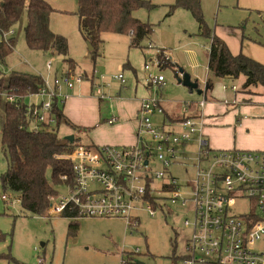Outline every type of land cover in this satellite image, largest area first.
Segmentation results:
<instances>
[{
	"label": "rangeland",
	"instance_id": "374dc122",
	"mask_svg": "<svg viewBox=\"0 0 264 264\" xmlns=\"http://www.w3.org/2000/svg\"><path fill=\"white\" fill-rule=\"evenodd\" d=\"M47 1L58 9L51 14L50 26L68 39V55L30 49L25 41L27 13H24L22 21L13 28L16 42L7 54L3 68L7 72L18 70L39 74L49 85H53L55 75L62 79L69 75L66 69L69 62L66 59L72 60L74 71L70 72V76H81V79L74 81V88L70 91L63 83L60 94L71 93L72 96L66 100V108L71 104L73 118L80 121L75 115L84 114L85 109L91 114L93 106L94 120L91 129L80 132L74 131L70 125L60 124V134L73 133L76 142L82 145H120L116 124L110 125L106 120L114 115L120 116L127 101L129 105L137 102L139 108L142 98L151 93L157 94L158 90L165 105L171 108L170 115L180 116L181 119L186 102H198L205 97V92L198 94L196 89L190 91L179 78L182 80L183 75L188 73L191 81H196L200 84L198 88L204 90L210 39L198 34V23L189 10L177 8L170 12L175 0H147L154 6L134 11L137 18L154 25L151 37L143 41L146 48L131 47L129 34L106 32L95 58L79 30L75 14L77 0ZM201 8L208 26L227 42L232 52L242 51L264 64V0H201ZM156 48L165 49L177 69H173L171 64L160 66L156 63L146 69V60L156 56ZM51 61L53 64L49 69L47 63ZM149 73L163 75L164 84L150 85L147 80ZM120 74L124 77V83L116 78ZM243 78H214L212 91L207 92L208 99L212 95L225 106V100L232 101L235 94H239L225 89L224 85H237L241 91H245L242 88ZM253 88L256 86H252L255 91ZM255 92L256 95L252 97V102H256L255 108L250 110V114L259 117L264 114V88L258 86ZM90 95L94 100L84 99ZM63 98L60 97V100ZM42 100L49 99L31 96L25 102L38 103ZM138 108L137 114L140 115ZM225 109L231 110V106H225ZM98 111L101 112L100 117ZM191 111L193 114L195 109ZM163 114L155 112L150 115L152 123L160 124ZM185 114H190V111ZM262 126L258 122L249 126L242 123L237 126V132L245 129L247 133ZM169 127L173 128L174 125ZM206 137L212 144L213 135ZM234 146L240 149L238 142ZM187 152L195 154V145L188 147ZM194 161L192 158L186 159L184 163L169 167V172L178 177L183 188H189L190 180L195 176ZM151 165L160 167V163L154 159ZM7 168L8 160L0 135V264H124L128 255L145 264H170L172 258L181 257L187 252L192 228L186 226L184 220L193 219L192 204L184 206L180 201H166V205L154 208V216L149 214L146 205L135 209L133 215L139 217V224L132 231L122 217L70 218L63 213H50L51 209L46 215H40L25 210L17 200V193L3 189L1 178ZM57 189L58 195L51 198L52 203L68 196L67 184H59ZM3 194L8 195L9 199H3ZM241 209L243 206L238 203V210ZM71 222L78 223L76 230L69 228ZM136 249L139 252L131 255Z\"/></svg>",
	"mask_w": 264,
	"mask_h": 264
},
{
	"label": "built area",
	"instance_id": "2783aa9c",
	"mask_svg": "<svg viewBox=\"0 0 264 264\" xmlns=\"http://www.w3.org/2000/svg\"><path fill=\"white\" fill-rule=\"evenodd\" d=\"M13 30L0 36L7 41ZM152 48V44L149 46ZM156 56L146 60L150 64H164L158 58L164 54L156 48ZM53 62L47 63L52 68ZM3 65L0 63V69ZM4 69V68H3ZM65 79L55 75L53 85L45 81L44 86L31 96H41L49 100L29 103L27 114L36 126L56 122L53 114L54 103L63 102L69 94L61 95L62 84L67 90L74 88V81L81 76ZM124 83L122 74L116 77ZM150 85L161 86L163 75L148 74ZM225 89L239 92L237 85H224ZM60 97H64L60 100ZM15 101V95H9ZM56 101V102H55ZM207 98L197 103L188 101L183 108V118L174 127L168 120L166 128L155 126L150 115L164 109L158 96L145 97L140 102L137 140L128 145H78L71 151L58 156L73 165V184L68 186V196L52 203L50 213L77 211L78 217H122L126 225L139 224V217L133 211L146 205L149 214L155 215L156 207L166 205V201L182 205H193L194 217L185 218L184 224L192 228L187 242V252L171 259L170 264H264V148L263 149H211L205 138V115L192 114L195 106L201 110ZM226 104L236 105L241 101L235 97ZM190 111V114H185ZM116 117L108 120L114 123ZM163 125V126H164ZM195 145V154L187 152ZM194 159L195 176L189 188H183L178 177L169 172L173 164ZM158 161L160 167H153L151 160ZM2 198L7 200L8 195ZM18 200V199H17ZM19 201V200H18ZM162 201V202H161ZM238 203L243 209L238 210ZM139 249L132 252L136 255ZM127 264L126 260L123 261Z\"/></svg>",
	"mask_w": 264,
	"mask_h": 264
},
{
	"label": "trees",
	"instance_id": "16d2710c",
	"mask_svg": "<svg viewBox=\"0 0 264 264\" xmlns=\"http://www.w3.org/2000/svg\"><path fill=\"white\" fill-rule=\"evenodd\" d=\"M171 11L177 8L189 10L198 23V34L210 39L208 49L207 89H212L214 78L245 77L242 88L250 93L252 86L264 87V64L239 52L234 54L228 44L213 31L204 19L201 0H175ZM154 5L147 0H77L75 14L78 17L79 30L93 46L94 58L97 48L103 42L106 32L125 33L130 36L131 47L146 48L143 41L154 32V25L134 15L141 7ZM58 11L47 0H0V36L13 30L27 13L25 41L32 50L61 53L68 55V39L53 31L50 17ZM14 36L0 42V63L6 64V56L15 45ZM148 47V46H147ZM165 51V49H161ZM164 65L172 64L163 53L158 55ZM68 73L72 72V60L66 59ZM44 78L32 72L0 69V135L2 148L8 160V168L2 175L3 189L18 194L21 206L30 212L46 215L52 205L51 198L58 195L59 184H73V165L58 156L80 145L60 135L59 125H70L74 131H86L92 127H80L73 124L63 113L59 103H54L53 114L56 122L36 126L27 114L29 104L25 99L38 92L44 86ZM16 100L10 101L9 95ZM195 115V113H194ZM55 125V127H54ZM93 146V145H89ZM50 171V177L48 172ZM63 215L78 218L77 211H64ZM77 222H71L69 228L76 230ZM131 255H135L132 252ZM127 264H136L132 256Z\"/></svg>",
	"mask_w": 264,
	"mask_h": 264
},
{
	"label": "crops",
	"instance_id": "0c3cea01",
	"mask_svg": "<svg viewBox=\"0 0 264 264\" xmlns=\"http://www.w3.org/2000/svg\"><path fill=\"white\" fill-rule=\"evenodd\" d=\"M149 41H151V39ZM237 53H234V54H237ZM170 63H172V61ZM171 65L173 66V69H177V65L175 62H173ZM66 69L68 70V68ZM180 70L181 72H184V70H182L181 68ZM73 71L74 69L72 70V72ZM207 76L205 78L204 90L199 89L198 87L196 89V91L201 90L202 93L205 92L206 94L205 97L207 98L206 105L202 110L198 109V107L195 106L194 107L195 111L193 112V114L195 113V114L200 115L203 113V115H205L206 125L203 130H204L205 138L208 141L210 148L211 149L236 148L234 145L238 142L240 149H249V150L263 149L264 148V114L262 116L259 115V117L250 114V110L255 108V103H256V102H252L253 101L252 97L256 95L255 91L258 88V86L261 87V85H258L256 86V88H253L255 91H253L251 87L249 89V91H251L250 93H248L247 90L241 91V89H239V92H238L239 96L235 94V97H237L241 101V103H238L236 105H229L224 102L226 107L231 106V110H230V109H225L224 104L222 102H219L212 95H210V98L208 99L209 96L207 92H211L212 89H207L206 87ZM243 80H245V77L243 78ZM179 81H184V75H183L182 80L181 78H179ZM193 90L194 89L190 88V91H193ZM67 91H70V90H67ZM71 96L72 95L70 93L69 97ZM150 96H158L161 99V104L164 109L162 122L157 125L154 124L155 126L160 127V128L168 127L167 125L163 124L165 119L168 120L169 123L172 125H174V123L177 124L180 121V116L170 115L171 108L168 105H165V102L161 96V93H159L158 90H157V94L151 93L147 97H150ZM84 99L90 101V100H94V97L90 95V96L84 97ZM66 100L67 99H65L62 102L63 103L62 105L61 103L59 104L63 110L64 115L75 125H78L80 127H91L93 125L92 123L94 120L93 113H92V111L94 110L93 106H91V114L89 113L88 109H85L84 114L75 115V117H78V119H80L79 121L73 118V116L71 115V110H70L71 104L66 108ZM74 102H75V99H74ZM194 103H197V102H194ZM125 104H126V107L121 110V115L120 116L114 115V117L117 118V120L114 123L111 124L108 122V119L106 120V122L110 125L116 124L115 128L117 129V133L119 135V141H120V143L118 144L120 145L134 144L137 140L138 103L132 102L129 105L127 101ZM240 105H243V106L240 107ZM139 108H140V105H139ZM228 111H230L231 113ZM100 115H101V112L98 111V116L100 117ZM254 122H258L259 125L263 124L262 128L257 129V130H252L251 132H247V133L245 132V129L244 130L240 129L238 130L239 132H237L238 125L245 123L246 126H249L251 123H254ZM232 123H234V125ZM176 127H179L178 124L176 125ZM248 129L249 128L246 127L247 131H249ZM69 134H73V133L60 134V135L66 136ZM208 134L213 135L212 144H210V139L207 138L208 136L206 137V135Z\"/></svg>",
	"mask_w": 264,
	"mask_h": 264
},
{
	"label": "water",
	"instance_id": "95a60500",
	"mask_svg": "<svg viewBox=\"0 0 264 264\" xmlns=\"http://www.w3.org/2000/svg\"><path fill=\"white\" fill-rule=\"evenodd\" d=\"M86 41H87L88 49H89L90 51L93 50V46L91 45V43H90L88 40H86ZM183 84L186 85V86H188V87H190V88H192V89H197V87H198V84H197L196 82H192V81H191V79H190V75H189L188 73H185V74H184V81H183ZM197 92H198L199 94L202 93L201 90H197ZM65 137H66L67 139H69L70 141H74V139H75L74 134L66 135ZM135 263H136V264H145V263H144L143 261H141L140 259H136V260H135Z\"/></svg>",
	"mask_w": 264,
	"mask_h": 264
},
{
	"label": "flooded vegetation",
	"instance_id": "af4514ba",
	"mask_svg": "<svg viewBox=\"0 0 264 264\" xmlns=\"http://www.w3.org/2000/svg\"><path fill=\"white\" fill-rule=\"evenodd\" d=\"M136 259H138V258H136ZM136 259H135V260H136Z\"/></svg>",
	"mask_w": 264,
	"mask_h": 264
}]
</instances>
